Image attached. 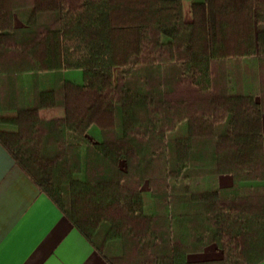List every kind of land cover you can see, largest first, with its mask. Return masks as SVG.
I'll return each instance as SVG.
<instances>
[{
    "label": "trees",
    "instance_id": "trees-1",
    "mask_svg": "<svg viewBox=\"0 0 264 264\" xmlns=\"http://www.w3.org/2000/svg\"><path fill=\"white\" fill-rule=\"evenodd\" d=\"M263 115L264 0H0V144L108 264L264 259Z\"/></svg>",
    "mask_w": 264,
    "mask_h": 264
},
{
    "label": "crops",
    "instance_id": "crops-1",
    "mask_svg": "<svg viewBox=\"0 0 264 264\" xmlns=\"http://www.w3.org/2000/svg\"><path fill=\"white\" fill-rule=\"evenodd\" d=\"M264 128V115L262 118ZM229 186L230 175L212 176ZM214 245L191 261L220 258ZM0 264H108L0 144ZM256 264H264V259Z\"/></svg>",
    "mask_w": 264,
    "mask_h": 264
},
{
    "label": "rangeland",
    "instance_id": "rangeland-1",
    "mask_svg": "<svg viewBox=\"0 0 264 264\" xmlns=\"http://www.w3.org/2000/svg\"><path fill=\"white\" fill-rule=\"evenodd\" d=\"M187 5V4H186ZM65 76L69 78H72V79H75L76 81H80L81 80V72L79 70H76V69H71V70H67L65 72ZM47 112H50V113H54L55 110H46ZM44 111V114L47 115L48 113ZM124 114H125V127L126 128H130L131 127V117H130V111H129V108L127 105L124 106ZM197 128H195L196 130ZM93 132V131H92ZM94 134V133H92ZM96 136V135H95ZM212 175H210L208 177V183L207 185L210 187L212 186ZM217 249V248H216ZM218 251L221 253V251L218 249ZM222 255V253H221ZM221 257V256H220Z\"/></svg>",
    "mask_w": 264,
    "mask_h": 264
}]
</instances>
